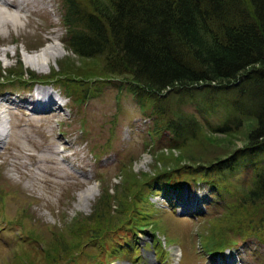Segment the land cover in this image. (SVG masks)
I'll return each instance as SVG.
<instances>
[{"label": "rangeland", "instance_id": "1", "mask_svg": "<svg viewBox=\"0 0 264 264\" xmlns=\"http://www.w3.org/2000/svg\"><path fill=\"white\" fill-rule=\"evenodd\" d=\"M6 1H20L24 11L0 4V121L3 117L8 126L0 141V264H264V241L258 237L236 236L221 251L227 257H211L201 245L216 216L234 201L231 194L202 182L173 186L162 177L149 179L130 197L129 207L146 213V224L117 232L112 254L95 255L97 246L55 252L52 238L60 232L69 241L66 225L90 214L105 186L112 193L123 179L122 169L152 176L161 151H178L171 148L167 131L152 134L148 111L117 78H102L100 90L83 102L59 83L20 85L29 78L26 70L42 76L60 71L67 58L80 62L63 43L61 0ZM11 13L18 16L16 24L6 17ZM43 49L47 60L26 62L25 54ZM18 68L24 74L7 79V71ZM34 90L47 99L54 96V110L35 111ZM181 107L206 129V123L219 122L227 113L224 105L210 109L189 99ZM235 142L241 146L240 139ZM238 165L226 172L235 193L251 185L252 167L244 159ZM89 189L93 196L80 199Z\"/></svg>", "mask_w": 264, "mask_h": 264}, {"label": "trees", "instance_id": "2", "mask_svg": "<svg viewBox=\"0 0 264 264\" xmlns=\"http://www.w3.org/2000/svg\"><path fill=\"white\" fill-rule=\"evenodd\" d=\"M61 3L63 43L80 63L67 58L60 71L42 76L26 70L28 80L18 83H59L83 102L100 90L102 78H117L148 111L152 134L167 131L178 154L161 151L152 176L122 169L113 192L105 186L90 214L66 225L69 241L60 232L52 238L55 252L97 246L95 255L112 254L117 232L146 224L142 215L147 214L137 207L132 212L130 197L160 177L173 186L202 182L233 196L201 240L208 253L233 245L236 236L264 241V0ZM14 74L24 73L8 70L7 79ZM3 77L0 72V81ZM186 99L210 109L224 105L227 113L206 123V129L193 112L182 109ZM240 159L252 167L251 185L235 193L226 174Z\"/></svg>", "mask_w": 264, "mask_h": 264}, {"label": "bare ground", "instance_id": "3", "mask_svg": "<svg viewBox=\"0 0 264 264\" xmlns=\"http://www.w3.org/2000/svg\"><path fill=\"white\" fill-rule=\"evenodd\" d=\"M0 4L1 5H6L8 7V9L14 8V9L18 10L19 13H22L24 11V7H20V1L16 5L14 1L8 2L6 0H0ZM0 12H1V10H0ZM16 16H15L14 13H11V14H8L6 17L7 18H10L11 21H13V23L16 24L15 23L16 22V19H15ZM17 18H18V16H17ZM1 24H0V26H1ZM47 54L48 53H47L46 49H43L40 52H37V53H35L33 55H26L25 54L24 57H25V60H26L27 63H33V64L37 63V64H41L40 62L44 61L43 59L47 60V57H46ZM42 64H44V63H42ZM37 95L38 96L34 100L35 103H34L33 107L34 108H39V109H37L35 111H42L40 109H45V108H48L49 110H51L52 109V106L56 104V99H55L54 96H49L48 99H47V97L45 96V93L43 91H40V90H37ZM52 110H54V109H52ZM7 131H8L7 120H5L2 117L1 118V121H0V141H2V139L5 137V135L7 134ZM92 196H93L92 189H89L85 193H81L79 195L80 199H85V200H88V198H91ZM230 258H232V257L230 256ZM226 260H228V259H226ZM228 262H229V260H228Z\"/></svg>", "mask_w": 264, "mask_h": 264}]
</instances>
